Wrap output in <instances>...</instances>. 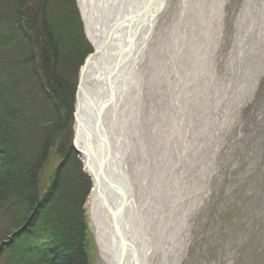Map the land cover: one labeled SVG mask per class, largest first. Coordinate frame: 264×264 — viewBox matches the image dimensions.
Returning a JSON list of instances; mask_svg holds the SVG:
<instances>
[{"label":"rangeland","instance_id":"obj_1","mask_svg":"<svg viewBox=\"0 0 264 264\" xmlns=\"http://www.w3.org/2000/svg\"><path fill=\"white\" fill-rule=\"evenodd\" d=\"M75 2L88 40L77 0ZM244 4L245 0L226 1L221 36L207 59L197 50L186 58V45L196 48L193 43L200 44V38L195 37L192 43L191 36L184 33L186 29L175 33L174 39L185 44L176 70L168 71L165 76L159 74L160 82L154 89L156 97L150 103L153 110L142 115L146 122L150 116L154 117L158 125L154 133L153 125H150L151 130L146 128L140 140L145 156L132 150L135 163L127 161L135 190L153 189L150 181L155 166L163 183H178L181 197L174 208L180 212L177 217L189 210L186 230L180 231L186 241L179 264H264V52L257 45L258 28L251 29L247 18L241 27L237 26ZM176 6L177 0H169L158 20V34L168 37L172 31L177 18ZM258 6L259 0H254L248 16L258 18ZM255 52L256 56L252 57ZM150 76L151 70H148L144 77L148 86L152 81ZM79 77L80 71L72 121L75 150ZM226 85L227 90L223 89ZM148 86L144 98L148 97ZM170 99L177 103L179 118L173 119ZM76 154L82 162L77 150ZM148 164L151 171L147 181L142 183L135 176V168L146 170ZM90 192L85 203L89 254L91 264H104L90 225ZM175 243L177 248L182 247L183 242Z\"/></svg>","mask_w":264,"mask_h":264},{"label":"bare ground","instance_id":"obj_2","mask_svg":"<svg viewBox=\"0 0 264 264\" xmlns=\"http://www.w3.org/2000/svg\"><path fill=\"white\" fill-rule=\"evenodd\" d=\"M226 1L177 0V18L166 37L158 34L156 28L169 0H77L87 38L94 48L104 40L105 32L113 29L110 40L103 41L100 51L92 52L82 67V88L74 124L77 152L92 181L88 200L90 225L104 264H179L181 260L186 240L182 239L180 231L186 230L189 210L177 217L180 212L174 208L181 197L178 183H163L158 167L151 171L148 164L146 170L137 166L135 176L144 183L151 171L153 189L135 190L127 161L135 163L132 150L145 156L140 140L146 128L153 125L154 133L158 125L154 117L150 116L146 122L143 116L151 112L150 103L156 97L154 89L160 82L159 74L165 76L168 71L176 70L185 44L174 39L175 33L186 29L184 33L191 36L188 38L192 43L195 37L200 38V44L193 43L198 49L186 45V58L197 51L209 58L221 36ZM253 1L245 0L237 26L241 27L247 18L251 29L258 28L257 45L264 52V0H259L256 8L260 13L258 18L248 16ZM201 61L204 63L205 59ZM148 70L152 79L149 86L144 79ZM146 85L148 97L144 98ZM228 88V85L223 87ZM168 103L173 106L170 108L173 119L179 118L176 101L170 99ZM87 127L92 132L91 141ZM97 138L101 143L96 142ZM100 146L109 153L106 171L114 183L110 188L100 180L104 194L95 180L93 158V151ZM126 153H129L127 157ZM140 197L143 201H139ZM176 241L183 242L181 248H177Z\"/></svg>","mask_w":264,"mask_h":264},{"label":"trees","instance_id":"obj_3","mask_svg":"<svg viewBox=\"0 0 264 264\" xmlns=\"http://www.w3.org/2000/svg\"><path fill=\"white\" fill-rule=\"evenodd\" d=\"M91 51L75 0H0V264H91L72 135Z\"/></svg>","mask_w":264,"mask_h":264},{"label":"water","instance_id":"obj_4","mask_svg":"<svg viewBox=\"0 0 264 264\" xmlns=\"http://www.w3.org/2000/svg\"><path fill=\"white\" fill-rule=\"evenodd\" d=\"M112 34H113V29H110L108 32H105V35L103 37L104 40H102L101 44H99V46H97V48H94L92 46V52L100 51V49H101L100 46L103 44V41L110 40V38L112 37ZM91 53L88 55L87 59L89 58ZM87 59H86V61H87ZM86 61H85V63H86ZM82 78H83V69L80 71V77H79V83L80 84H79V90H78V93L76 96V106H78V103H79L78 100H79V92L82 88ZM76 112H77V109H76ZM75 120H76V117H75ZM87 135H88L89 140L91 141L92 140L91 139L92 132H91L89 127H87ZM96 142L97 143L100 142L98 138L96 139ZM90 145L89 146L91 148H92V146H94L93 143H91ZM75 147H76V145H75ZM76 150H77V148H76ZM92 150H93V148H92ZM108 155H109V153H108V151H106V148L104 146H100V148H97V149L95 148V151H93V158L96 161L95 180L99 185V189H100V185H101L100 180L104 181L110 188H113L114 183H113L112 179L108 176L107 171H106L107 166H108L107 165V160H108L107 156ZM100 190L102 191L101 192L102 194H104V192L106 193V191L103 188ZM103 200L107 202V200H105V198Z\"/></svg>","mask_w":264,"mask_h":264}]
</instances>
